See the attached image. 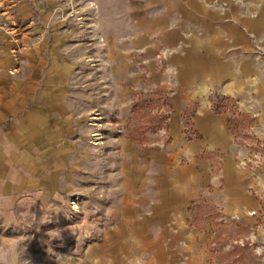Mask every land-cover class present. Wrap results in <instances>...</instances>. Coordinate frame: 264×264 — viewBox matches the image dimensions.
I'll list each match as a JSON object with an SVG mask.
<instances>
[{"label": "rangeland", "instance_id": "rangeland-1", "mask_svg": "<svg viewBox=\"0 0 264 264\" xmlns=\"http://www.w3.org/2000/svg\"><path fill=\"white\" fill-rule=\"evenodd\" d=\"M24 1L31 12L21 21L36 34L20 49L14 41L9 72L38 34L47 69L71 62L51 127L18 130L51 177L58 170L61 197L35 214H0V264H264V188H250L235 208L224 172L234 160L261 182L257 116L236 98L203 92L232 58L233 72L245 64V25L263 0ZM203 102L227 119L230 147L203 144L193 158L185 148L203 140L195 127ZM66 113L72 121L58 127ZM192 164L202 186L189 200L179 169Z\"/></svg>", "mask_w": 264, "mask_h": 264}, {"label": "crops", "instance_id": "crops-1", "mask_svg": "<svg viewBox=\"0 0 264 264\" xmlns=\"http://www.w3.org/2000/svg\"><path fill=\"white\" fill-rule=\"evenodd\" d=\"M12 1L0 0V214H3L7 221L12 219L16 208L22 207L27 209L29 214H35L36 209L49 206L51 199L60 200L59 189L54 181L59 177L57 166L55 165L57 173L52 172L51 177L47 166L39 163L34 140L28 141L30 147L23 148L18 130L27 129L30 135V131L36 128L51 127L54 119V97L63 91L62 85L67 80L70 74L68 69L71 67L68 59L58 58L51 62L47 69L50 60V51L47 50L49 46L38 34V37L34 38V49L25 56L18 73L9 72L13 65L11 52L16 46L14 41L18 42L17 47L20 49L30 35L36 34L35 30L31 31L29 24L21 21L30 17L31 7L28 2L22 0L14 7L11 5ZM251 10L253 17L247 19L245 25V64L233 72L232 58L229 66L224 69L220 67V71L213 77V82L208 80L204 84L203 92H209L212 88L222 96L238 99L243 112L257 116L258 134L264 138V0ZM254 15L258 16L255 18ZM236 42V45L242 46L243 41ZM230 43L233 47V40ZM207 73L209 75L208 71ZM197 113L195 127L203 136V140L187 145V155L196 157L199 147L203 144L228 150L230 134L227 130V119L215 115L209 102H203ZM57 120L58 127H66L68 120L72 121V116L66 113ZM154 156L157 160L158 153ZM196 167L192 164L190 167L179 169L180 173L187 176L188 197L184 199L193 198L202 186L200 179L194 180L193 177L198 174ZM140 170L139 167L137 173L134 172V177L139 178L137 186L140 185ZM224 172L227 176H233L235 208L242 207L238 202L247 198L250 188L256 184H261L264 188V165L258 171L261 182L250 178L249 174H244L234 160L233 163L229 161L226 164ZM21 197L22 201L17 204ZM181 199L178 198L179 201Z\"/></svg>", "mask_w": 264, "mask_h": 264}, {"label": "trees", "instance_id": "trees-1", "mask_svg": "<svg viewBox=\"0 0 264 264\" xmlns=\"http://www.w3.org/2000/svg\"><path fill=\"white\" fill-rule=\"evenodd\" d=\"M157 91H158V89H156V90L153 91V92H156V93H157ZM157 94H158V93H157ZM139 108H140V105L136 104V105L134 106L133 112L135 113ZM170 108H171V107L169 106V109H170ZM214 110L217 112L216 107L214 108ZM138 126L141 127V125H137V126H135V128H138Z\"/></svg>", "mask_w": 264, "mask_h": 264}, {"label": "built area", "instance_id": "built-area-1", "mask_svg": "<svg viewBox=\"0 0 264 264\" xmlns=\"http://www.w3.org/2000/svg\"><path fill=\"white\" fill-rule=\"evenodd\" d=\"M256 213L254 212L253 215H255Z\"/></svg>", "mask_w": 264, "mask_h": 264}, {"label": "bare ground", "instance_id": "bare-ground-1", "mask_svg": "<svg viewBox=\"0 0 264 264\" xmlns=\"http://www.w3.org/2000/svg\"><path fill=\"white\" fill-rule=\"evenodd\" d=\"M74 206V205H73ZM74 208V207H73Z\"/></svg>", "mask_w": 264, "mask_h": 264}]
</instances>
